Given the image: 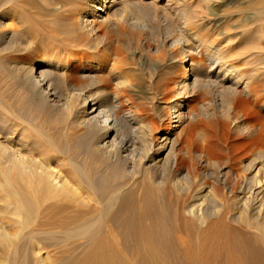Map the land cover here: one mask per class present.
<instances>
[{"label":"bare ground","instance_id":"bare-ground-1","mask_svg":"<svg viewBox=\"0 0 264 264\" xmlns=\"http://www.w3.org/2000/svg\"><path fill=\"white\" fill-rule=\"evenodd\" d=\"M12 1L0 0L2 10ZM80 1L75 26L87 37L85 47L98 52L102 45L107 55L104 61L86 60L90 66L80 67L88 82L84 88H77L73 80L74 84H69L67 63L55 55L5 65L18 88L11 92L4 84L0 89V264H161L168 218L173 219L174 228H182L188 235L201 231L209 217L214 220L209 218L206 230L237 234L233 225L225 222L231 219L240 222L238 233L246 228L264 233V115L257 106L258 91L251 85V76L243 77L226 61L224 45H211L200 32L206 28L198 25L202 17L193 4L198 0ZM127 10L132 11L123 21L145 34L156 33L161 44L179 45L180 68L186 69L175 85L178 101L169 105L172 125L156 140L136 114L138 108L129 106L118 113L121 101L107 89L118 61L112 54V41L104 42L96 35L93 18L112 29L115 16ZM5 12L9 13L8 9ZM4 15L1 13L0 20ZM14 15L22 18L17 12ZM0 37L12 43V50L18 49L20 41H16L14 31H0ZM226 39L228 43L230 39ZM189 53H202L207 68L190 61ZM3 77L1 72L0 82ZM213 87L231 96L225 110L217 119L191 123L189 133L178 142L174 136V140L171 133L184 118L189 97ZM55 111L63 112L71 129L68 135L50 131L48 118ZM229 122L233 133L227 142ZM199 125L203 133L193 134ZM125 127L130 129L128 137L122 135ZM139 128L144 130L142 135L137 133ZM139 139L144 144L143 153L136 152ZM176 143L178 152L185 149L183 155L176 152ZM112 161L121 166L117 168ZM195 162L214 171L210 168L194 174ZM180 165L189 166L192 172L179 170ZM205 177L212 179L210 184ZM210 196L223 199L222 205L209 210ZM115 218L125 219L121 220L126 236L139 231L140 257L116 240V232L121 231L119 224L115 227L118 230L112 228ZM57 231L61 235L56 236ZM80 237L87 243L84 250L61 261L52 257L51 246L61 248V252L73 251ZM259 238L264 239V235Z\"/></svg>","mask_w":264,"mask_h":264},{"label":"rangeland","instance_id":"rangeland-1","mask_svg":"<svg viewBox=\"0 0 264 264\" xmlns=\"http://www.w3.org/2000/svg\"><path fill=\"white\" fill-rule=\"evenodd\" d=\"M215 2L218 4L215 5ZM82 3L83 2L80 0H13L11 4L8 5L9 8H6L9 13H6V10H2L3 8L0 7V17L1 13L6 14L0 20V31H14L15 39H17L16 41H20L19 45H17L18 49L14 51V49L12 50L13 47H11L12 43H5L0 37V73L2 72L4 76L0 82V89L3 88L4 84L7 85V89L11 92L18 88L17 81L15 82L7 75L8 70L11 69L7 68L5 65L11 66V62L14 61L31 62L35 58H40L44 55H50L51 57L55 55V59L57 58L62 62H66L65 74L66 76L68 75V82L71 80L69 84L75 83L74 85L79 89L85 87L88 82L81 76L80 67L90 66L85 62L86 60L104 61L107 55L103 52L102 45L98 46V52L85 47V43L87 44V37L75 26V22H77L80 16V6ZM206 3L207 1L205 2L202 0L193 3L197 15L202 17L198 25L201 26L200 28H202V26L206 28L200 32L206 35V39L211 45L217 48L224 45L225 51L222 52L224 58L228 63L234 66L235 72L243 75V77L251 76V85L255 86V90L258 91L256 92L259 95L257 106L264 115V0H213L212 4ZM206 5L212 8L207 9ZM14 9H16L17 14L22 17L20 20L15 18L16 16L14 14L16 12ZM131 11L132 10H127L121 12L120 15H116L115 24L112 29H108L95 18H93V23L95 25V32L97 31L96 35L99 34V37L102 36L104 42H108L109 40L108 43L111 44L112 41V54L116 56L114 58L118 61L116 63L117 65L114 64V70H112V80L107 84L108 91L112 92V94H117L118 101H121L120 109L117 110V112L119 113L122 109L129 106H132L131 108L137 107L138 111L136 114L141 118L143 124H146L150 129L153 140H156L163 131L172 125V120H174V118L172 117L173 114L171 113L169 105L173 101H178V96L175 95V85L186 73V69L180 68L182 54L178 47L179 45L161 44L160 36L156 33L153 32L152 36L145 34V32L141 31L138 27H132L129 23L123 21L124 17H127L126 15L129 16ZM124 14L125 16H123ZM148 14L150 15L151 13L148 12ZM121 15L123 18L120 17ZM151 18L150 20H152ZM146 35H148V37ZM149 36H151L150 38L152 39H150ZM226 38L230 39L228 43H226ZM4 44L7 46L9 45V48L7 47L8 50L4 49L6 46H4ZM91 51H94L93 53H95V55L93 53L91 54ZM189 57L190 61L201 64L204 69L207 68L208 64L202 53H189ZM103 73H105V71ZM203 90L204 89H202V91ZM63 91L64 90H61L63 93L62 96H65V91ZM200 91H196L194 95L189 97V101L184 109L186 112L185 116L179 123L180 125L177 130L171 133V137H173L174 140L176 137L177 142L180 141L181 137L189 133L188 127L191 123L200 119L213 120V118H219L220 114L225 110L226 105L231 100V96L223 92L220 88H206L203 92ZM126 100L129 101V103H127ZM55 112L56 113L53 114L54 116H52V118L50 117L51 119L48 118L51 122L47 121L49 122V126L51 124L50 131L54 132L52 133L54 135L56 132L58 133H56V135H68L69 133L67 132H70L71 129H69V124L65 120V117L61 115L63 112ZM241 119L244 120V117L241 116ZM199 126L194 129L192 132L193 134L194 132L201 133L204 130L201 125ZM228 127L231 131L233 128L231 122L228 123ZM256 127L257 126L254 127L255 130ZM142 128L145 130V127ZM129 130L130 129L126 127L122 129L123 137L130 136L131 133ZM138 130L137 133L142 135L144 130L141 128ZM140 131L142 133H139ZM232 133L233 131H231V135L227 142L232 140ZM77 141H79V139ZM141 143L143 144L141 139L137 140L136 152L138 153H143ZM176 146V152H178L179 144L176 143ZM184 150L185 149L179 150L178 153L181 154V152H183L181 154L183 155ZM202 154L204 155L203 157L207 158L208 155L205 151H203ZM112 164L114 166L116 165L117 168L121 166V163H117L116 161H112ZM194 166L196 167V172L193 171L194 174L197 173V171V174H200L202 170L205 171L211 168V166L207 165L205 167V165L202 166V164L196 162ZM225 167L229 168L227 165H225ZM187 169H190V167L186 165H180L179 167V170L183 172L187 171ZM191 170L192 169H190V171ZM229 170L231 179L233 178V169L230 168ZM211 171H214L213 167ZM203 180L209 184L212 181L210 177H205ZM210 197L207 201L209 210L222 205L223 199L219 197H217L218 199ZM209 218L212 219L211 217ZM209 218L203 223L201 231H196L194 234L192 233V235H188L182 228H174L173 219L168 218V220L165 221V245H162L163 252H161L162 254L164 253V258L160 263L239 264L240 261V264H264V239H258V237H261L264 233L248 228L244 230V233H238L240 222L231 219H226L228 221H224L228 222L230 225L232 224L237 234L229 235L226 231L223 232L224 230L220 229L206 230L205 225L210 222ZM121 219L125 220L123 218L112 219L113 230H118L115 227L119 224L120 227L118 226V228L121 231L116 232L119 233L116 236L117 238L114 237L117 241L119 240L120 243H125L126 249H128L130 253L132 252L140 257L142 250L140 247H137L140 238L139 231L135 230L132 234L126 236L123 234V229L125 228L124 224H122L124 221ZM212 220H214V218ZM105 223L109 224L110 221L106 220ZM54 233L56 236L61 235L59 231ZM185 238L187 241H185ZM86 244V241L80 237L75 240V249L73 251L70 249L68 251L62 250L61 252V248L51 246L50 252L53 258L61 261L64 257L76 254L79 250H84ZM234 244L236 246H234ZM169 250L170 252H168Z\"/></svg>","mask_w":264,"mask_h":264}]
</instances>
